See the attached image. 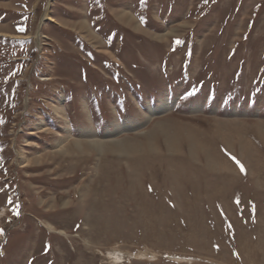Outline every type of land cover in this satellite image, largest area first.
Returning <instances> with one entry per match:
<instances>
[{
    "label": "rangeland",
    "instance_id": "obj_1",
    "mask_svg": "<svg viewBox=\"0 0 264 264\" xmlns=\"http://www.w3.org/2000/svg\"><path fill=\"white\" fill-rule=\"evenodd\" d=\"M0 229V264H264V0H0Z\"/></svg>",
    "mask_w": 264,
    "mask_h": 264
},
{
    "label": "bare ground",
    "instance_id": "obj_2",
    "mask_svg": "<svg viewBox=\"0 0 264 264\" xmlns=\"http://www.w3.org/2000/svg\"><path fill=\"white\" fill-rule=\"evenodd\" d=\"M47 9V8H46ZM122 13V12H121ZM122 15V14H120ZM127 15V14H126ZM121 17V16H120ZM123 19V17L121 18ZM44 20H50V21H54V19L49 16L48 14V10H46L43 15H42V18H41V22H43ZM124 20V19H123ZM39 31L36 33V35H39ZM62 100V99H61ZM168 106H167V103L166 102H162L158 108L154 109V110H151L150 111V114H149V118L151 115H153L154 113H159V112H163L165 110H167ZM160 126V125H159ZM166 126V125H165ZM160 127H163V126H160ZM158 128L156 130V134L158 133H161L163 132L166 136V139L168 141V146H169V149H173V145L174 143L176 142V139H175V136H171L170 134H167V132L165 133L161 128ZM119 128H121L120 126L116 125L115 127V130H116V133L119 132L120 130H118ZM165 129V128H164ZM168 130V129H166ZM169 132V131H168ZM68 133V132H67ZM115 133V134H116ZM150 136V135H149ZM164 136V135H163ZM150 139V137H148ZM64 139V138H63ZM93 139H91V142H88V143H84L82 144V146L86 149H94V150H97V151H100V152H104L106 150H113V149H117L116 151H120L121 153H125V154H128L130 155V153L132 152H136L137 150H140V143H137V142H133V141H130V140H127V139H123V140H119V141H113V142H110V143H105V142H98V141H92ZM135 140V139H134ZM151 141V140H150ZM85 142V141H84ZM62 142H58L57 146H59ZM64 144V143H63ZM60 145L59 148L60 150H64L63 152L66 151L67 152H70L71 151H75V150H79L81 148V146L77 143V142H70L68 143L67 145ZM148 144V142H147ZM55 146V145H54ZM57 148V149H59ZM58 150V151H60ZM148 150H154V147L152 146V144H148ZM152 153V152H151ZM150 153V154H151ZM154 153V152H153ZM157 154V152H155ZM65 154V153H64ZM155 154V156H156ZM149 155V154H148ZM143 156V154H142ZM147 156V155H145ZM129 157V156H128ZM144 157V156H143ZM210 157V156H209ZM162 158V157H161ZM144 160V158H143ZM142 160V161H143ZM147 160V158L145 159ZM208 161V160H207ZM133 162V161H132ZM139 162V161H138ZM145 163V162H144ZM24 164V163H23ZM22 164V165H23ZM27 165V164H26ZM134 165V164H133ZM210 165V164H208ZM102 167V166H101ZM102 172V171H101ZM49 225V224H48ZM50 226V225H49Z\"/></svg>",
    "mask_w": 264,
    "mask_h": 264
},
{
    "label": "snow or ice",
    "instance_id": "obj_3",
    "mask_svg": "<svg viewBox=\"0 0 264 264\" xmlns=\"http://www.w3.org/2000/svg\"><path fill=\"white\" fill-rule=\"evenodd\" d=\"M19 30H20V31H24L23 28H20ZM176 43H180V41L177 40ZM232 159H233V160H236L235 157H232ZM236 163H237L238 165H240V162H239L238 160H236ZM240 168H241V171H244L243 165H240ZM0 232H3V229H0Z\"/></svg>",
    "mask_w": 264,
    "mask_h": 264
}]
</instances>
